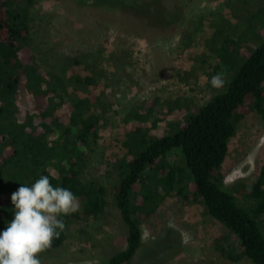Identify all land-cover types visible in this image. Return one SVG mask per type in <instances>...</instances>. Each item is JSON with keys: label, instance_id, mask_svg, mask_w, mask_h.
Listing matches in <instances>:
<instances>
[{"label": "rangeland", "instance_id": "1", "mask_svg": "<svg viewBox=\"0 0 264 264\" xmlns=\"http://www.w3.org/2000/svg\"><path fill=\"white\" fill-rule=\"evenodd\" d=\"M99 2L32 0L27 12L30 49L38 64L63 74L72 92L96 93L100 100L92 107L100 117L97 143L80 176L96 180L107 192L104 211L73 220L59 247L38 254L40 264H100L123 249L126 227L113 196L133 144L126 141L127 115L155 97L161 103L202 104L220 89L211 86V78L222 74L227 83L233 74L229 71L264 41V0H161L178 19L165 27L146 25ZM225 36L226 44L216 55L212 49ZM70 75L92 76L96 82L85 86ZM25 94L16 93V100L21 103ZM166 160L184 166L179 148L169 151ZM263 163L264 123L252 112L239 121L229 140L221 168L225 184L248 191ZM176 180L187 201L167 195L159 203L142 224L143 245L129 264H250L246 258L232 261L221 253L228 231L192 199L189 171L181 170Z\"/></svg>", "mask_w": 264, "mask_h": 264}, {"label": "trees", "instance_id": "2", "mask_svg": "<svg viewBox=\"0 0 264 264\" xmlns=\"http://www.w3.org/2000/svg\"><path fill=\"white\" fill-rule=\"evenodd\" d=\"M100 1L146 25L165 27L178 20L161 0ZM31 3L0 0V230L13 216L11 194L20 184L30 186L47 175L53 186L70 189L79 203L77 212L61 217L65 228L43 251L50 252L63 243L73 220L98 216L107 205L105 186L80 176L97 143L100 117L92 107L100 100L96 93L72 92L63 74L38 64L30 49ZM226 38L212 49L216 55ZM231 71L230 80L198 106L190 100L161 103L155 97L127 115L126 141L133 144L113 196L126 227V244L100 264H129L143 245L142 224L159 203L167 195L187 201L181 185L176 186L185 168L193 184L192 199L228 231L221 253L232 261L246 258L250 264H264V163L246 192L228 187L221 171L239 121L255 112L264 123V41ZM70 76L85 86L96 82L92 76ZM23 91L26 96L19 103L15 94ZM175 148L181 150L183 167L166 160Z\"/></svg>", "mask_w": 264, "mask_h": 264}, {"label": "clouds", "instance_id": "3", "mask_svg": "<svg viewBox=\"0 0 264 264\" xmlns=\"http://www.w3.org/2000/svg\"><path fill=\"white\" fill-rule=\"evenodd\" d=\"M213 88L224 85L222 74L214 75ZM12 219L0 230V264H40L39 253L50 247L65 224L61 217L78 211L73 192L53 186L40 175L30 186H20L10 196Z\"/></svg>", "mask_w": 264, "mask_h": 264}]
</instances>
